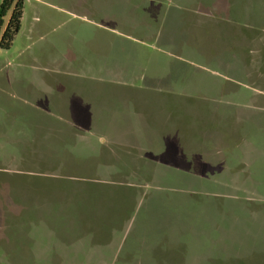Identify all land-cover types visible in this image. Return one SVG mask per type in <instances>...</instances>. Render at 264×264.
Segmentation results:
<instances>
[{"label":"rangeland","instance_id":"rangeland-1","mask_svg":"<svg viewBox=\"0 0 264 264\" xmlns=\"http://www.w3.org/2000/svg\"><path fill=\"white\" fill-rule=\"evenodd\" d=\"M23 10L0 46V264H264V0Z\"/></svg>","mask_w":264,"mask_h":264},{"label":"trees","instance_id":"trees-1","mask_svg":"<svg viewBox=\"0 0 264 264\" xmlns=\"http://www.w3.org/2000/svg\"><path fill=\"white\" fill-rule=\"evenodd\" d=\"M24 0H2L0 5V46L10 48L16 34L20 31ZM10 13V14H9ZM9 18L6 20V17Z\"/></svg>","mask_w":264,"mask_h":264}]
</instances>
